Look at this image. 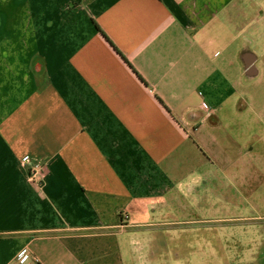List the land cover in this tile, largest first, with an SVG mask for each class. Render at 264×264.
I'll list each match as a JSON object with an SVG mask.
<instances>
[{
	"label": "crops",
	"instance_id": "crops-1",
	"mask_svg": "<svg viewBox=\"0 0 264 264\" xmlns=\"http://www.w3.org/2000/svg\"><path fill=\"white\" fill-rule=\"evenodd\" d=\"M263 84L264 0H0V264H188Z\"/></svg>",
	"mask_w": 264,
	"mask_h": 264
},
{
	"label": "rangeland",
	"instance_id": "rangeland-1",
	"mask_svg": "<svg viewBox=\"0 0 264 264\" xmlns=\"http://www.w3.org/2000/svg\"><path fill=\"white\" fill-rule=\"evenodd\" d=\"M253 94L242 102L245 115L229 129L240 143L251 140L249 163L243 164L238 146L229 149L228 155L241 156L231 182L223 178L209 184L203 210L178 215L182 223L162 230V243L187 257L188 264H264V84ZM172 254L158 264H186L175 263Z\"/></svg>",
	"mask_w": 264,
	"mask_h": 264
},
{
	"label": "built area",
	"instance_id": "built-area-1",
	"mask_svg": "<svg viewBox=\"0 0 264 264\" xmlns=\"http://www.w3.org/2000/svg\"><path fill=\"white\" fill-rule=\"evenodd\" d=\"M44 175V168L42 165L37 164L34 169H32L29 174L30 179L35 180L37 177H42ZM35 258L34 253L31 250H25L19 254L17 258L18 263H25L27 260Z\"/></svg>",
	"mask_w": 264,
	"mask_h": 264
}]
</instances>
